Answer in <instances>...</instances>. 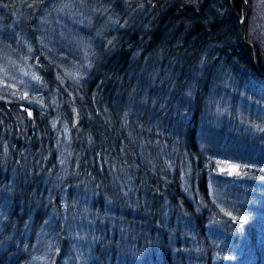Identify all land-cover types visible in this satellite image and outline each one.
Instances as JSON below:
<instances>
[{
	"label": "trees",
	"instance_id": "16d2710c",
	"mask_svg": "<svg viewBox=\"0 0 264 264\" xmlns=\"http://www.w3.org/2000/svg\"><path fill=\"white\" fill-rule=\"evenodd\" d=\"M19 1L0 0L3 25L31 4ZM246 2L245 37L264 71V47L251 35L256 3ZM66 3L64 12L48 8L58 15L51 28L89 41L90 68L73 84L52 64L40 95L58 98L69 155L58 154L51 113L27 116L0 98V264H264V229L221 218L218 251L209 236L217 214L209 154L229 147L264 164V79L240 42V0ZM181 99L190 121L176 114ZM252 146L259 155L245 153ZM167 157L180 164L173 174ZM230 184L227 194L240 187L251 207L255 188Z\"/></svg>",
	"mask_w": 264,
	"mask_h": 264
},
{
	"label": "rangeland",
	"instance_id": "374dc122",
	"mask_svg": "<svg viewBox=\"0 0 264 264\" xmlns=\"http://www.w3.org/2000/svg\"><path fill=\"white\" fill-rule=\"evenodd\" d=\"M42 1L31 0L29 5L20 0L19 3H23L25 7L24 13L18 12V15L15 14L17 17L14 15L6 25L2 24L0 17V98L17 103L27 116H30L34 109L51 113L53 117L50 120V125L57 132V150L58 152L61 151L58 154L67 157L72 139L71 127L69 123L56 117V114H59L60 103L58 98L55 99L52 97L53 95L51 96L53 91H50L46 96L40 95L46 87L48 88L41 72L52 68V64H54L70 83L78 84V81L90 68L88 66L89 60L87 61L83 52V47L87 46L89 41L85 38H80L77 41L74 36L69 37L70 32L68 33L67 30L59 28L56 31L51 28L52 24L54 28L57 27L58 15L48 16V8L61 9L64 12L65 6L69 7L70 3H66V0H51L45 7L41 8L39 5ZM57 2L59 6L52 5L58 4ZM254 4L255 18L251 25V35L254 36L255 40H259L260 45L264 47V0H254ZM37 8L39 9L38 12ZM41 9L45 10L41 13ZM49 17L54 20V23ZM74 25L76 32H82L77 24L74 23ZM62 26L60 25V27ZM94 35L99 36L98 32ZM185 100L176 101L175 111L180 117L183 116L186 121H190L191 110ZM49 108H52L53 111L50 112ZM258 108L260 107L258 106ZM68 115L70 118L73 116L72 113H68ZM250 131L251 140H255L257 138L256 130ZM231 140L232 138H228L226 142H231ZM229 144L231 143H228L227 146H230ZM225 149L227 153L215 150L209 154L213 162L212 174L214 176L210 178L208 191L217 204V214H214L210 221L209 236H211L217 251L219 250L217 241L224 238L218 233L224 232L226 227L221 218L224 220L227 218L237 224L245 221L254 224L258 230L264 229V178H261V181L253 180V175L249 171V169H254L264 173V164L243 161L239 154L230 153L229 147H225ZM258 150L252 146L250 151L245 153L259 155L256 153ZM163 161L170 174H173L175 170L177 171L178 166H180L179 162L171 163L168 157L163 158ZM174 165H176L175 169ZM185 173L189 174V171ZM186 174L182 175L181 181L183 180L184 185L190 188L185 183L186 178H190ZM250 178L252 179L249 180ZM251 182L257 183L253 185ZM230 183L251 189L255 188L257 195L254 200L250 201L251 207L248 205L250 197L240 187H230L229 192L234 193L233 197H230L232 196L231 193H229L230 196L227 194L226 188L231 185ZM184 189L187 190V188ZM191 197L193 198V196ZM256 205L258 207L253 209V206ZM45 253H47L46 250L42 251L43 260L46 258ZM216 256H218L217 253ZM250 257L254 258L252 255Z\"/></svg>",
	"mask_w": 264,
	"mask_h": 264
},
{
	"label": "water",
	"instance_id": "95a60500",
	"mask_svg": "<svg viewBox=\"0 0 264 264\" xmlns=\"http://www.w3.org/2000/svg\"><path fill=\"white\" fill-rule=\"evenodd\" d=\"M241 3V16L239 19V38L240 42L248 49L250 56V64L254 74L264 79V71H260L256 65L254 47L253 44L246 40V17H247V2L246 0H240Z\"/></svg>",
	"mask_w": 264,
	"mask_h": 264
}]
</instances>
